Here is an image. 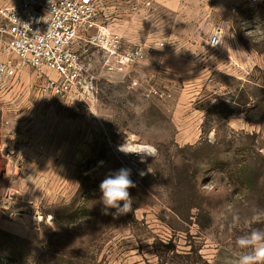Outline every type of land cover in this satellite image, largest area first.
I'll return each instance as SVG.
<instances>
[{
    "label": "rangeland",
    "instance_id": "rangeland-1",
    "mask_svg": "<svg viewBox=\"0 0 264 264\" xmlns=\"http://www.w3.org/2000/svg\"><path fill=\"white\" fill-rule=\"evenodd\" d=\"M98 3L139 60L108 71L93 28L72 99L30 69L0 92V264H240L264 243H238L264 233V0ZM121 168L132 209L105 215Z\"/></svg>",
    "mask_w": 264,
    "mask_h": 264
},
{
    "label": "built area",
    "instance_id": "built-area-1",
    "mask_svg": "<svg viewBox=\"0 0 264 264\" xmlns=\"http://www.w3.org/2000/svg\"><path fill=\"white\" fill-rule=\"evenodd\" d=\"M0 4V92L12 89L27 69L46 76V88L62 101L73 98L84 63L75 49L81 31L107 58L108 71L123 70L142 52L126 51L122 36L97 25L98 0H2ZM256 1V0H253ZM53 74V76L51 75ZM9 157L12 146H0Z\"/></svg>",
    "mask_w": 264,
    "mask_h": 264
},
{
    "label": "clouds",
    "instance_id": "clouds-1",
    "mask_svg": "<svg viewBox=\"0 0 264 264\" xmlns=\"http://www.w3.org/2000/svg\"><path fill=\"white\" fill-rule=\"evenodd\" d=\"M121 151L125 153H138L135 150L126 148L124 145ZM135 187L134 181L131 179V170L121 168L105 176L99 184V192L101 193L100 202L102 203L105 215L111 214L114 217L127 214L132 209V197L129 189ZM109 209L115 211L109 213ZM252 241L264 242V233L253 232L251 238H241L238 243L242 246H248ZM240 264H264V243L254 248L251 255L242 257Z\"/></svg>",
    "mask_w": 264,
    "mask_h": 264
}]
</instances>
